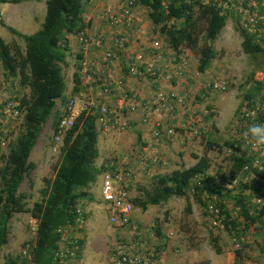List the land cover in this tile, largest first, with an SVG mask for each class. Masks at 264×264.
<instances>
[{
	"label": "trees",
	"instance_id": "16d2710c",
	"mask_svg": "<svg viewBox=\"0 0 264 264\" xmlns=\"http://www.w3.org/2000/svg\"><path fill=\"white\" fill-rule=\"evenodd\" d=\"M85 1L47 0L42 28L34 34L24 35L2 21L1 11V5L19 4L23 0H0V26L25 42L22 50L0 37L2 77L11 86L3 89L0 96V264L3 248L9 242V223L19 213H29L36 220L31 231L33 237L23 244L19 256L4 264H62L63 259L70 258L61 253L63 247L74 251L75 259L81 258L83 239L79 233H71V227L77 228L76 209L83 200L91 197V189L104 170L96 165L99 156L98 113L83 112L76 119L63 140L62 160L53 178L45 179L42 198L31 209L27 205V195L20 192V188L26 178L31 180L36 168L30 157L45 125L53 118L52 125L57 128L62 119V113L56 110L57 101L67 90L64 66L70 51V37L79 35L85 28ZM252 1L259 4L264 13V0H244V7H249ZM140 4L150 10L153 24L173 50L186 47L197 56L200 73H205L216 57L211 43L218 38L230 16L241 29L244 54L252 56L259 67L258 74L252 76L254 89L245 95L247 104L240 105L236 111L234 133L224 142L227 151L231 152L228 172L219 167L211 174L210 159L201 157L191 167L183 166L170 174L156 175L144 199L131 200L132 205L147 209L165 204L174 197L195 196L211 218V227L226 231L237 246L234 264H247L248 251L253 245L261 246L264 255V169L258 165V162L264 165V159L259 156L261 147L243 135L250 124L264 122V33L257 38L243 28L237 0L228 3L225 13L214 0H140ZM80 58L78 55L77 59ZM190 67L186 71H191ZM185 76L186 79L183 72L179 79L184 80L182 84L191 80L188 74ZM2 82L3 79L0 85ZM225 83L226 89L217 92L228 93V78ZM19 88L29 89L30 93L19 98ZM80 91L78 71L74 75L73 93ZM212 91H216L213 82L205 83L201 94L207 97ZM15 97L20 101V104L15 101L19 104L17 109L23 111L16 120L8 113L7 105ZM245 106L246 111L260 107L259 115L249 119L243 112ZM211 115L208 111L205 118L210 119ZM3 142L6 143L4 147ZM213 144L209 140L210 149ZM153 235L161 264H166L164 259L170 250L167 240L173 233L165 238L161 226H157L153 228ZM158 237L164 241L156 243ZM215 250L221 253L218 245Z\"/></svg>",
	"mask_w": 264,
	"mask_h": 264
},
{
	"label": "rangeland",
	"instance_id": "374dc122",
	"mask_svg": "<svg viewBox=\"0 0 264 264\" xmlns=\"http://www.w3.org/2000/svg\"><path fill=\"white\" fill-rule=\"evenodd\" d=\"M46 1L23 0L19 4L10 3L6 6L10 10L4 14V22L10 23L24 35L34 34L42 28L45 21ZM164 1L167 2V0ZM99 5L100 3L97 1L92 11H98ZM139 11L141 16L136 13V16H140V24L137 29H144L145 32L140 39L138 36L135 37L134 48L145 49L144 41L146 38H157L167 45L161 36L160 29L153 24L150 18V10L145 7ZM21 13L26 14L28 21L15 22V19L21 17ZM0 37L11 46L17 45L22 50L25 48L23 39L1 26ZM242 40L240 27L235 18L230 16L218 38L211 43L216 52V57L205 73H200L197 69L199 64L197 56L189 48H182L189 49V59H191L192 64L190 67L192 74L186 71L183 77L186 79L185 75L188 74L187 77H191V80L182 84V90L176 92L184 99L177 115L179 122L182 123L181 126L189 127L186 133L185 130L179 131L174 137L161 142L160 145H155L151 137L147 138L149 139L148 142H144L135 124L132 129L124 133L114 130L104 137L98 136L97 166L110 159H122L127 154L135 157L137 151H142L146 156L155 153L163 160L145 171H137L132 186L133 199H144L146 191L151 190L153 178L156 175L170 174L183 166L191 167L201 157L210 159L212 163L211 174L217 171L219 167L228 172L231 152L227 151L224 142L229 141L234 133L236 111L240 105L247 104L245 95L253 91L254 80L252 76L259 70L253 57L244 54L241 47ZM184 54L187 55V51H184ZM70 57H73V54ZM74 60L73 58L72 61ZM72 69L73 67L68 66L64 68L69 91L74 82ZM2 75L3 67L0 61V80L3 79L2 85H0V96L3 89L11 88L10 84H6ZM221 76H225L230 81L228 93L212 91L207 97H204L201 94L204 84H211ZM29 93V89L21 90L19 88V98ZM68 94L69 92L66 90L63 98L58 100L57 110L59 109L60 113L65 110V104L62 103L67 100ZM198 96H202V99L199 100ZM208 111L212 113L210 119L205 118ZM51 123L52 120L44 127L31 154L30 161L36 165L31 180L26 178L20 188V192L28 197L29 209L33 207L35 202L41 200V191L45 187V179L53 178L63 157V143L56 141ZM186 135L190 136L187 138ZM209 140L214 142L211 149ZM144 147L147 149L143 150ZM136 161L133 164L137 169L141 168L139 164H136ZM100 187L101 178L92 188L90 201L83 205L87 215L84 229L80 234L84 243L81 253L83 256L82 264H113L114 260L112 250L116 244V232L109 223V214L103 203ZM133 208L136 220L142 223L148 235L155 237L153 228L157 226H161L165 238L168 237L169 233H173V236L167 240L170 250L166 254L169 257L166 264L235 263L234 252L237 246L234 245L232 238L226 231L211 227V218L205 214L204 208L195 196L190 194L188 197H174L165 204L149 206L147 209H142L139 206H133ZM34 227L31 214L19 213L14 215L9 223V242L2 251V264L8 259L20 255L23 244L33 237L31 231L34 230ZM155 240L156 243L164 241L159 237ZM215 245L221 248L220 254L216 252ZM260 249L261 246L253 245L252 249L248 251L247 264H264V255Z\"/></svg>",
	"mask_w": 264,
	"mask_h": 264
},
{
	"label": "built area",
	"instance_id": "2783aa9c",
	"mask_svg": "<svg viewBox=\"0 0 264 264\" xmlns=\"http://www.w3.org/2000/svg\"><path fill=\"white\" fill-rule=\"evenodd\" d=\"M111 1V0H106ZM222 0H216L219 6L228 7V3ZM239 12L242 16L241 23L245 30L260 38L264 33V13L260 10V5L256 2L249 3V7H244V0H237ZM138 0H119L118 6H107L103 9L100 16L101 21L106 25V32L93 38L90 34H83L80 38L88 49L91 45L103 46L107 40H112L115 51H123L126 49L129 37L127 33L134 29L136 24V11L138 9ZM254 8L250 10V8ZM187 51V55L184 54ZM114 51L107 50L102 53L101 57L104 61H109ZM146 55V56H145ZM139 54L130 66V74L135 77H142L149 74L153 77L156 85L155 92L149 99L139 98L137 94H132L129 98L124 96L112 105H104L101 108V114L98 120L99 129L103 134H106L114 129L120 132L125 131L129 126V121L123 118L122 109L129 111L130 115L140 113V119L143 124H153V137L157 141H163L175 135V126L167 127L164 122L162 112L170 113L172 120H176L175 108L183 105L184 99L175 92L170 90V84L174 79L183 77V72L190 67L189 51L182 50L181 52L174 51L168 44L159 41L157 38H146V52ZM83 73L87 79H91L88 74V62L83 63ZM225 76L218 77L213 81V89L223 91L226 89ZM111 84V83H110ZM8 113L12 118L20 119L21 109H17L19 104L11 99L7 103ZM70 111L72 117L65 118L59 126V134H63L74 123V117L78 115L75 104L70 103ZM260 107L254 110L246 111V116L249 119H255L259 115ZM188 130L187 126H184ZM6 143L3 142V147ZM259 156L264 159V146H260ZM138 164L141 166L138 169L147 170L150 166H156L161 162V159L156 155L150 157L144 154L137 156ZM137 164V165H138ZM259 168L264 169V165L259 163ZM136 167V166H135ZM130 166V157H125L121 161H112L106 165V170L102 174L101 194L104 204L109 212L111 225L124 230V238L119 241L115 249L116 264H161L160 254L154 247L152 242L145 241L146 231L133 218V206L131 204V188L135 180L137 169ZM78 225L82 226L84 222V213L81 209L77 210ZM65 253V257L70 255V258L62 264H77L75 252L69 251L64 247L61 253Z\"/></svg>",
	"mask_w": 264,
	"mask_h": 264
},
{
	"label": "clouds",
	"instance_id": "9594fccd",
	"mask_svg": "<svg viewBox=\"0 0 264 264\" xmlns=\"http://www.w3.org/2000/svg\"><path fill=\"white\" fill-rule=\"evenodd\" d=\"M97 1H99V3H100L99 10L98 11L96 10L94 15L99 14L97 16H98V19L100 21H101L100 16H101L102 11L105 7H107L109 5H111V6H115V5L118 6L119 5V0L118 1H116V0H111V1L97 0ZM214 2L217 3L216 0H214ZM95 5H96V3H95ZM137 5H138V9L136 12L138 14H140V16H141V12L139 11V9L145 8V7L140 4V0H138ZM217 5L219 6L218 3H217ZM220 7L223 8V12L225 13L224 6L221 5ZM258 10H260V9H258ZM83 15H84V13H83ZM97 16L95 17V21H96ZM140 16H138L136 18L137 21H136V24L134 26V29L127 33L128 37H129V42H128L126 49L123 51H115L113 41L109 40V39L101 47L96 46V45H91L88 47L87 50H85L86 46L82 42H80L81 36L86 33V34H90V36L93 38H97L98 35H102L103 33H105L107 28H106V25L103 21H102V28L100 31L98 29L97 30L95 29V31H92L91 29H86V26H85V28L83 29L82 32H80L79 35L71 36V37H77L78 44L80 47L79 48L80 51L78 52V54L74 58L75 62L71 61L70 65H71V67H73V69H72V72H74L73 75H75V73L78 71L80 73L81 91L77 94L73 93L74 82L72 84L73 87H72V89H70V91L67 87V91L69 92V94H68L67 100L63 101V103H62V104H65V110L62 113V119L59 121L57 128H54L52 123H51L52 127L54 128V136H55L56 141H58V142L62 141V143H63V140H64L67 132L71 129V127H73L76 119L83 112H86L87 114L98 113V115L100 117L102 106H104V105L114 106L115 103L118 102L120 99L124 98V96H127L130 98L132 96V94H137L139 96V98H141V99L142 98L149 99L153 95V93L155 92V89H156V85L154 84L152 76H150L149 74H146L142 77H135V76H132L130 74V66L133 63V61L135 60V58L137 57V55H139V54L145 55V52H146V47H145V49H137L138 47L134 48L135 37L138 36V39H140L141 35H143V33L145 32L144 29H137V26L140 24ZM241 18H242V16H241ZM83 19H84V17H83ZM88 20H90V19H88ZM84 23H85V21H84ZM251 35H253V34H251ZM253 36H255V35H253ZM144 42L146 45V41H144ZM94 47L98 48V49L93 50ZM107 50H112V51H114V53H112L113 56L109 61H104V59L101 57V55H102V53H104ZM182 50H187V49L181 48L179 51H176V52H181ZM188 51H189V49H188ZM69 52L67 54V65L64 66V68L67 66L69 67V65H68V57L70 56ZM78 55H81L80 59H77ZM84 62H88V66H89L88 74L91 76L90 80L87 79L85 74L83 73V69H84L83 63ZM190 64H191V59H190ZM64 76H65V73H64ZM178 81H179V79H174L172 81V83L170 84V88L168 90H170L172 93L178 92L175 90V84ZM70 92H71V95H70ZM176 94H178V93H176ZM13 99L20 104V101L17 100L16 97ZM72 101L75 104V108L78 111V115L76 117H74L73 125L68 130L64 131L63 134H59V126H60L61 122L63 121V119L72 117V114L70 111V103ZM58 106H59V104L57 101V107ZM57 107H56V110H57ZM126 108L127 107H125L121 111L123 114V118L124 119L126 118L127 121H129V126L125 131L132 129L134 124L136 125V127H138L139 125L145 126L146 128L149 129L148 136L151 137V139H152L153 143H155V145H160L161 142L169 140L170 138L174 137L176 135V133L179 131L185 130V133L187 132V130L184 128L185 125L181 126L182 123H180L178 120L177 114H178L180 107L175 108V115H176L175 119L176 120H172L170 113L168 114V113L162 112L163 114H161V115L163 116L164 122L166 123L167 127H171V126L176 125L175 126V131H176L175 135L170 137V138H166L163 141H157L153 137V135H152L153 124H143L141 119H140V113L136 112V114L130 115L129 111ZM245 108H246V106L244 107V109ZM57 111H59V109ZM21 115H23V111H22ZM99 117L97 118V121H96V130L98 132V136L101 135L102 137H104V136L108 135L109 133L113 132L114 130H117V129H114V130H112L106 134H103L99 129V123H98ZM50 119L53 122V118H50ZM51 120H49V121H51ZM187 128L189 129L188 126H187ZM125 131H123L122 133H124ZM243 135L246 139L251 140L256 146H264V122H257V123L250 124L248 126L247 130L243 133ZM189 136L190 135H186L187 138ZM143 140L144 141L147 140V142H148L147 138H144ZM144 149H147V147H144L143 150ZM139 154H144V153L142 151H137V155L135 157H131L129 154H127L122 159H110V160L104 161L100 166H97V167L98 168L103 167L104 168L103 172H104L106 170V165L108 163H110L112 161H121L125 157H130V166L135 167L133 162L136 160L138 161L137 156ZM152 154L155 155V153H152ZM152 154L150 156H152ZM150 156H148V157H150ZM137 161H136V164H138ZM162 161L163 160L161 159V162ZM164 164H166V162H164ZM137 171H140V169H137ZM103 172H102V174H103ZM102 174L99 176V178H101V187H102ZM136 176H137V174H136ZM135 179H136V177H135ZM91 195H92V189H91ZM101 197H102V194H101ZM88 199H91V197H88ZM102 200H103V198H102ZM131 200H133L132 190H131ZM103 203H104V201H103ZM84 204H85V201L83 200L82 203L76 209V213H77V210H79V209H81L83 211L84 222H83L82 226L78 225L77 228L71 227V233L72 232L74 234L79 233V235H80L84 229V223H85L86 215H87L85 208L83 206ZM132 206H134V205H132ZM105 208L107 209L106 205H105ZM107 212H108V210H107ZM108 214H109V212H108ZM133 218H134V220H136L135 215H134V208H133ZM77 220H78V215H77ZM136 221L138 223H140L138 220H136ZM32 222H34V225H36V220H34L33 218H32ZM109 223L111 225L110 217H109ZM140 225L142 228L145 229V227L142 225V223H140ZM111 227L116 232V241H115L116 244L114 245V248L112 250V253L114 255L113 264H116L114 251L117 248L119 241H121L124 238V230L119 228V227L113 226V225H111ZM263 227H264V224H263ZM145 231H146L145 232L146 233L145 241L148 243H150V242L153 243L152 236L148 235V232L146 229H145ZM82 250H81V253H82ZM82 257L83 256L81 255V258L79 260H77V264H82Z\"/></svg>",
	"mask_w": 264,
	"mask_h": 264
},
{
	"label": "crops",
	"instance_id": "0c3cea01",
	"mask_svg": "<svg viewBox=\"0 0 264 264\" xmlns=\"http://www.w3.org/2000/svg\"><path fill=\"white\" fill-rule=\"evenodd\" d=\"M97 2V0H87L84 4V21H85V26H86V29H91L92 31H95V29H101L102 28V21H100L98 19V16L99 14L97 15H94V11H92L93 7H95V3ZM8 4H4V5H1V11H2V21L4 22V14L6 13L7 14V11H9L10 9H7L6 6ZM94 12V13H93ZM14 15V14H12ZM21 17L20 18H17L15 19V22L19 23L20 20H26L28 21L27 17H26V14L24 13H21L20 14ZM97 16L96 18V21H95V17ZM13 17V16H12ZM90 19V20H88ZM13 20V19H11ZM13 22V21H12ZM7 26H10V27H13L14 29H16L14 26L10 25V23H7V22H4ZM17 30V29H16ZM20 32V31H19ZM70 55L73 54V57H68V65L69 67H71L70 63L72 61L73 58H75V56L78 54V52L80 51V47H79V44H78V40H77V37H70ZM94 49H98V48H93ZM75 62V61H74ZM191 72V71H189ZM182 83H184V80L182 81H178L176 84H175V90L176 91H180L182 90L181 88V85ZM138 126V125H137ZM138 130H139V134L142 136V138H149L148 134H149V129L146 128L145 126H142V125H139L138 126ZM149 140V139H148ZM144 142H147V141H144ZM85 202H89L90 199H85L84 200ZM169 257L165 258L164 259V262L167 263V260H168Z\"/></svg>",
	"mask_w": 264,
	"mask_h": 264
}]
</instances>
